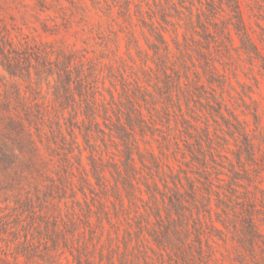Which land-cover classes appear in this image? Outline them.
<instances>
[{
	"label": "trees",
	"instance_id": "obj_1",
	"mask_svg": "<svg viewBox=\"0 0 264 264\" xmlns=\"http://www.w3.org/2000/svg\"><path fill=\"white\" fill-rule=\"evenodd\" d=\"M89 1L110 22L120 21L119 32L126 38V50H134L145 62L149 61L154 66L158 81L152 84L151 90L136 83L133 86L121 79V92L117 97L109 92L110 102L98 101L99 92L87 82L92 73L83 75L82 62L74 66L77 59L75 53H67L62 49L41 51L27 43H15L7 30L0 32V67L3 71L11 78L28 79L32 69L36 84L54 77V101L61 111L69 109V117L62 118V124L59 116L49 123L47 148L52 152L61 150L63 157L60 161L65 165L69 162L68 155L77 149L80 161L82 151L75 130L78 131L85 145L83 151H88L86 158L96 185L103 194L111 193L112 212L103 201H99L95 210L87 205L83 214L85 220L79 221L90 231L88 241L94 239L93 230H98L102 236L105 222L109 228L108 243L113 252L111 243L117 237H110V233L117 235L122 224L113 221L111 214L117 216L123 213L124 250L118 254L119 264H134L136 256L128 250L129 245L133 244L132 249L141 253L148 243L144 233L173 255L180 253L181 246L189 241L192 242L190 246H198V255H202L204 240L209 252L207 257L210 258L213 253L209 242L210 233L223 241L226 238L224 231L214 227L211 221L209 224L203 222L201 218V215H210L214 193L216 208L221 210L216 213L217 222L238 239L233 264H263L256 257V250L259 248L264 254V234L259 230V222L264 223V219L256 220V211L242 204H237L239 208L234 219L227 217V210H232L230 196L234 195L239 178L234 174L226 188H221L222 193L213 191L212 180L206 171L207 154L202 150L201 141L196 140L197 146L189 142L193 138L192 132L196 131L193 121H197V106H200L209 117H219L225 126L231 127L233 136L242 140L247 157L255 161L257 149L245 132L243 123L236 118H233L234 124L229 123L222 114V111L228 113V110L216 87L223 84L224 76L218 74L212 60L208 58L203 60L201 72L197 71L189 54L194 47L199 54L204 55L201 50L208 49L219 38L231 42V34H234L247 57L252 62L257 61L259 67L264 69V56L247 31L239 0ZM37 2L40 6L44 4V0ZM220 13H225L226 19L217 25L215 21ZM211 25L216 27L213 31ZM138 36L151 54L141 49ZM53 54L54 61L50 59ZM89 69L94 72V66ZM37 106H32L22 98L16 87L12 93L6 91L0 103L1 171L5 172L17 161L16 147L21 144L24 146H20L18 151L25 147V152L30 155L29 163L33 172L39 178H44L45 164L37 162L39 147L29 129L34 122L38 131L37 126L44 123L45 112L39 108L34 110L33 107ZM63 126L66 127L68 140L63 134ZM205 131L210 141L208 125ZM20 137L21 140L24 138V143ZM97 140L104 147L107 143L114 145L120 153L119 162H110L112 185L103 175L105 170L101 159L96 157ZM186 157L190 161L201 162L203 170L200 171V177L193 178L189 172L181 169L182 160ZM171 159L177 164L176 167L170 164ZM83 182L91 186L87 179ZM39 185V180L33 184L32 189L36 193H39ZM260 193L263 191L260 190ZM139 207L144 208L146 215L137 214ZM148 212L157 219L159 230L149 231L148 220H144L149 216ZM131 213L133 217H130ZM91 215L95 217L94 225L90 222ZM136 218L139 219L136 221ZM54 222L57 223L56 220ZM162 223H165L164 227ZM72 225L75 226V223ZM24 244H27L26 247L31 246L27 241ZM84 256V262L90 264L89 258ZM81 258L78 252L77 264H82ZM111 259L108 261L114 264Z\"/></svg>",
	"mask_w": 264,
	"mask_h": 264
},
{
	"label": "rangeland",
	"instance_id": "obj_2",
	"mask_svg": "<svg viewBox=\"0 0 264 264\" xmlns=\"http://www.w3.org/2000/svg\"><path fill=\"white\" fill-rule=\"evenodd\" d=\"M239 2L247 31L264 56V0H239ZM217 18L215 22L220 25L225 21L226 15L220 13ZM119 22V20L117 23L110 22L92 7L89 0H44L42 6L37 0H0V32H3V29L7 30L9 37L15 43L22 45L27 43L41 51L51 52L62 49L67 53H75L77 59L74 66L82 62L83 75L92 73L87 82L99 92L98 101L105 103L110 102L109 92L115 97L121 92V79L133 86L136 83L148 90H151L152 84L158 81L155 68L149 61L145 62L134 50H126V38L119 32ZM210 28L213 31L216 27L211 25ZM138 38L141 49L151 54L142 38L140 36ZM167 39L169 41V37ZM192 49L189 54L197 71L201 72L203 60L208 58L212 60L218 74L224 76L223 84L219 87L216 85V91L222 95L223 104L228 110V113L222 111V114L229 123L234 124L233 118L243 123L245 132L257 149L255 161L252 162L247 157L242 140L236 138V135L233 136L234 130L225 126L219 117H209L200 106H197L199 110L197 121H193L196 131L192 132L193 138L189 142L197 146L196 140L201 141L202 150L207 154L206 171L209 179L212 180L213 191L222 193L221 188H226L234 174L239 178L238 187H234L236 191L230 196L232 210H227V217L234 219V214L239 208L237 204H242L243 207L256 211V220H262L264 219V69L259 67L257 61L252 62L247 57L234 34H231V42L219 38L215 43H211L208 49L201 50L204 55L199 54L194 47ZM54 54L50 57L52 61L55 59ZM92 66L94 72L89 69ZM53 84L54 77L36 84L32 69L30 78L19 79L9 77L0 67V103L6 91L12 93L16 87L20 91V96L28 103L32 106L38 105L33 107L34 110L39 108L45 112L44 123L37 126L39 130L35 129L34 122L29 129L39 147L37 162H44L46 172L44 178H39L33 172L34 169L29 163L30 155L25 152V147L22 152L18 151L20 146H24L21 144L16 147L17 161L5 172L0 170V264H77L78 252L81 254L82 264H86L84 255L89 258L90 264H112L108 261L109 258H112L114 264H119L118 254L124 250L122 230L125 215L111 214L113 221L122 224L117 235L110 233V237H117L111 243L113 252L108 243L109 228L105 222V231L101 237L98 230H93L92 242L88 241L91 236L90 231L79 222L85 220L83 214L87 205L95 210L99 201H103L112 212L110 203L113 198L109 196L110 192L103 194L96 185L86 158L88 151H83L85 145L78 131L75 130L79 149L82 151L80 161L77 158V149L68 155L69 162L65 165L60 161L63 157L60 154L61 150L52 152L46 146V138L50 136L49 123L54 122L56 116H59L61 124L62 118L69 117V109L61 111L54 101ZM207 125L210 141L205 135ZM62 131L68 140L65 126ZM21 141L24 143V138ZM97 145L96 157L101 159L105 170L103 175L112 185L113 181L109 173L110 162H119L120 153L110 143L104 147L97 140ZM170 164L177 166L172 159ZM200 164L201 162L196 163L186 157L180 167L194 178L200 177V171L203 170ZM84 179H87L91 186H86ZM37 180L40 184L39 193L32 189ZM260 190L263 193H260ZM216 203V196L213 193L211 213L209 216L201 215V218L203 222L209 224L211 221L214 227L224 231L226 238L223 241L214 233H210L209 242L213 252L210 258L207 257L209 252L204 240L202 255H198L196 244L190 246L192 243L190 241L181 246L180 253L173 255L144 233L148 243L146 242L141 253L132 249L133 244L129 245L128 250L136 256L134 264H233V257L239 245L238 239L217 222L219 219L216 213H220L221 210L216 208ZM148 213L149 216L144 220H148L149 231L159 230L157 219L152 213ZM137 214L146 215L144 208L139 207ZM133 216L134 214L131 213L130 217ZM138 219L136 218V221ZM54 220L57 221L56 224ZM90 222L94 225L93 215L90 217ZM72 223H75V226ZM259 224V230L264 234V223L260 221ZM161 226L164 227L165 223ZM206 231L210 232L208 229ZM98 237H100L99 243ZM25 241L31 246L26 247ZM256 257L264 264V254L259 248L256 250Z\"/></svg>",
	"mask_w": 264,
	"mask_h": 264
}]
</instances>
